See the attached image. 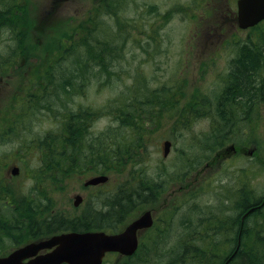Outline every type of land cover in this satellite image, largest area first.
Wrapping results in <instances>:
<instances>
[{
    "label": "rangeland",
    "instance_id": "1",
    "mask_svg": "<svg viewBox=\"0 0 264 264\" xmlns=\"http://www.w3.org/2000/svg\"><path fill=\"white\" fill-rule=\"evenodd\" d=\"M235 1L0 0V111L7 110L10 100L16 96H23L33 80L41 82V73L49 65L59 61L67 65L63 58H58L56 47L59 43L66 46L68 32L77 27L75 35L79 33V24L87 31L96 29L101 40L106 37L114 40L111 46L118 50L111 67L112 75L86 74L82 90L75 91L68 104L65 101L69 98L62 100L67 111L59 110L53 103L58 100L57 91L32 88L38 95L29 107L23 108L27 114L16 123L17 127H11L8 138L4 134L0 136V182L12 191L11 197L16 200L31 197L30 191H35L31 189L33 184L37 187L36 180L40 183L39 190L33 196L40 206L33 219L48 217L42 215L43 194L48 193L42 190L53 189L48 194L52 200L51 213L59 217L82 216L87 210L104 208L107 191L118 180H124L127 173L122 172L120 176L115 172L106 173L104 166L95 164V156H90L86 170L70 168L62 182L42 189V182L50 183L56 178L43 180L44 171L34 169L40 161L35 144L46 136L59 138L62 117L70 111L84 109L90 111V116L86 118L89 125L83 151L92 150L93 144L96 152L99 143L110 142L108 135L118 127L113 119L114 109L137 92L152 93L156 106L168 107L158 113L154 131L144 135L145 149L138 157L147 176L153 181H164L165 186L157 199L148 198L147 204L139 205L125 223L116 225L122 229L148 210L154 214L153 229L139 234V253L130 258L110 255L104 264H166L179 256L181 246L189 243L192 239L189 235L196 227L205 226L210 232L219 220L220 203L233 195L231 192L241 182L247 181L261 197L264 193V103L258 106L259 112L253 117L258 118V125L245 127L244 133L238 134V140L231 141L229 137L215 152L202 148L216 121L215 110L234 60L241 50L249 49V45L264 35V22L254 29L237 28ZM6 7H10L9 18L3 13ZM12 29L17 31L13 35L19 46L13 40ZM23 45L27 48L22 56L9 55ZM199 99L206 100L211 117L202 110L199 117L190 121L184 118L172 122L176 110L187 112L193 105L195 111ZM175 102L176 105L170 106ZM14 105L21 104L16 100ZM3 126L0 124V128ZM165 139L172 142L167 157L162 156L161 149ZM242 140L257 141L241 145L246 149L255 148L251 156L225 152ZM14 166L19 168L17 176H11ZM101 173L109 176V181L100 185L101 189L83 186L87 179ZM134 178L137 182L138 174ZM77 194L85 198V203L74 208L72 198ZM100 195L102 199L97 200ZM5 198L10 199V195L1 193L0 201L5 202ZM235 214L225 213L226 216ZM225 229H229L227 225Z\"/></svg>",
    "mask_w": 264,
    "mask_h": 264
},
{
    "label": "trees",
    "instance_id": "2",
    "mask_svg": "<svg viewBox=\"0 0 264 264\" xmlns=\"http://www.w3.org/2000/svg\"><path fill=\"white\" fill-rule=\"evenodd\" d=\"M106 4L110 2L106 1ZM79 27L81 31L76 35L77 27L68 32L69 35L65 38L66 46L63 47L59 43L56 47L58 58H63L67 65H62L60 61L49 65L48 69L41 73V82L39 79L33 80L23 96H16L12 101L10 100L7 110L0 111L2 113L0 124L4 125L0 128V136L4 134L8 138L11 127H17L16 123H19L23 115L27 114L23 108L29 107V103L38 95V92L32 91V88L57 91L58 100L53 103L58 106L59 110L67 111L69 109L66 104L70 101V96L75 91L82 90L86 74H93L94 77L112 75L111 67L114 66L113 62L118 57V54H115L118 51L117 47L111 46V41L114 40L108 37L101 40L96 29L91 28L87 31L80 24ZM13 34L16 35L17 31L13 32L12 29L13 40L19 46ZM89 42L93 44L90 45ZM20 47L9 55L11 57L22 56L27 46ZM56 68L59 73H56ZM226 81L227 87L224 88L215 110L216 121L211 125L210 134L202 142V148L210 152L221 148L224 145L223 142L229 137L231 141L238 140V134L244 133V128L248 125L250 128L258 125V118L253 119V117L259 112L258 102L264 99V87L259 86V83L261 85L264 83V35L262 39H256L249 45V49L245 48L239 52ZM39 96L44 97L42 94ZM64 98H69L65 101L66 104L62 102ZM16 100H19L21 105H14ZM154 100L152 93L139 92L124 99L122 102L124 105H118L113 113V119L118 123V127L113 128L111 135H108L107 139L110 142L105 145L99 143L96 152L93 144H91L92 150L83 151L84 137L89 125L86 118L90 116V111L84 109L70 111L67 116L62 117L63 120L58 128L59 138L50 139L46 136L35 144L39 149L40 161L34 169L39 172L44 171L43 180L56 178L49 181L50 183L42 182V186L40 185L42 189L52 188L55 182L58 185L67 177L70 168L75 171L86 170L90 156H95V164L101 168L104 166L106 173L115 172L119 176L122 172L128 174L124 180H118L114 187L107 191L103 199L105 201L104 210L98 207L96 210L85 211L79 225L73 222H66L62 225L63 222L55 221L56 225H59L57 228L62 227L63 231H68L69 228L74 230L115 228L116 223H125L139 205L147 204L148 198H158L165 182L151 180L138 158L145 149L144 135L154 131L152 128L158 113L163 112L161 109L168 108L161 105L156 106ZM204 101L206 100H198L195 106L196 112L193 105H191L192 110L187 112L176 110L172 115V122H179L184 118L190 121L192 118L199 117V111L202 110L207 117H211L210 108ZM176 104L177 102L170 106ZM248 143L256 144L257 141L242 140L237 146L242 147ZM135 174H138L137 182H135ZM34 177L32 175V179L35 180ZM35 183L37 187L33 184L31 189L35 191H30L31 197L16 200L11 197L12 191L8 187H3L0 182V194L10 195V199L5 198L3 199L5 202L0 201V218L5 217L7 220L6 222L0 220L1 234L5 232L7 237H11L13 233H19L16 228L20 229L26 225L29 228L32 225L33 217L36 212L38 214L37 209L40 206L34 198L35 195L33 196L39 190L40 183L36 180ZM247 184V181L241 182L231 192L233 195L220 203L222 208L217 216L219 220L210 232L205 226L196 227L189 235L192 237L190 241H187L189 243L181 246V253L177 258L175 257L176 262L172 258L166 264H264V203H262L264 193L258 197L254 192L255 189ZM42 191L48 192L43 194L45 210L42 209V215L59 217V214L51 213L52 200L48 194L53 192V189ZM98 199H102V195ZM252 208L253 210L244 216ZM226 211L236 214L226 216ZM226 225L229 228L227 231ZM26 232H29L28 229ZM217 236L221 239H211ZM139 251L140 247L136 254Z\"/></svg>",
    "mask_w": 264,
    "mask_h": 264
},
{
    "label": "water",
    "instance_id": "3",
    "mask_svg": "<svg viewBox=\"0 0 264 264\" xmlns=\"http://www.w3.org/2000/svg\"><path fill=\"white\" fill-rule=\"evenodd\" d=\"M264 20V0H237V24L241 29H247ZM170 142L163 143V155L167 156ZM231 149H233L231 147ZM249 155L252 151L248 152ZM12 173H18L14 168ZM108 181V177L100 175L90 178L85 185H97ZM80 202V197L74 198L75 206ZM264 202V201H263ZM253 210L250 209L244 216ZM152 224L149 211L141 214L118 234H105L104 232L66 233L52 237L50 240L38 244L27 245L18 249L7 257L0 258V264H101L106 252H117L121 255H132L138 245L137 232L146 229ZM56 248L47 255L38 256L33 260L23 263L26 258L45 248Z\"/></svg>",
    "mask_w": 264,
    "mask_h": 264
},
{
    "label": "flooded vegetation",
    "instance_id": "4",
    "mask_svg": "<svg viewBox=\"0 0 264 264\" xmlns=\"http://www.w3.org/2000/svg\"><path fill=\"white\" fill-rule=\"evenodd\" d=\"M9 12H10V7L9 8L8 7L3 8V13L6 14L7 17H9ZM229 73H230V71H229ZM228 76H229V74L227 75V77ZM259 86H263V83H262V85H261V83H259ZM226 87H227V81H226ZM263 103H264V99L260 100L258 102V106L262 105ZM85 188H89V187H85ZM91 188L101 189L99 186L91 187ZM84 199L85 198L82 196V202L80 205L85 203ZM80 205L76 208H79ZM103 210H104V208H103ZM151 214H152L153 224H152V227L150 229H153L155 216L152 212H151ZM81 219H82L81 215L80 216H70V217H47V218H43V219L37 218V219H34V222L32 223L33 227H32V225L29 228L27 227V225H26V227H22L20 229L18 227V228H16V230H19V233H13V235L11 237L10 236L7 237V235H5V232L2 234L0 233V257H6L7 255H9L11 252H13L14 250H16L18 248L50 240L52 237L57 236L61 233H66V232L86 233V232H98V231L102 230V231H106V232L108 231L109 233L115 234V233L121 232L124 229V228L119 229V227L118 228L112 227L110 230L107 228L106 229H99V228H97V229H82V228H80L78 230H74V229L69 228L68 231H63V230H61L62 227L57 228V227H59V225H56V223H55V221L56 222H63L62 223V225H63L66 222H73L74 224L79 225L81 222ZM0 220L4 221V222L7 221L5 219V217L0 218ZM41 221H43L45 223H42ZM117 224H119V223H116V225ZM27 229L29 232H26ZM29 233L31 234L30 236H28ZM55 248H56V246H54L52 248H47V249H40L34 254V256L23 260V263H26L30 260H33L38 256L47 255L50 252H52ZM117 254L118 253H115V252L107 253L105 255V259L107 257H109L110 255H117ZM123 258H126V257H123ZM104 262H105V260H104Z\"/></svg>",
    "mask_w": 264,
    "mask_h": 264
}]
</instances>
